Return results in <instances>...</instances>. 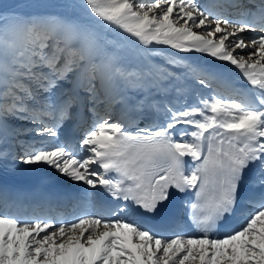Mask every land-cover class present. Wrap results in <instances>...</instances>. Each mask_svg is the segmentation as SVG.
Returning <instances> with one entry per match:
<instances>
[{
  "label": "snow or ice",
  "instance_id": "snow-or-ice-1",
  "mask_svg": "<svg viewBox=\"0 0 264 264\" xmlns=\"http://www.w3.org/2000/svg\"><path fill=\"white\" fill-rule=\"evenodd\" d=\"M19 164L81 188L0 186V264H264V0L0 6V170Z\"/></svg>",
  "mask_w": 264,
  "mask_h": 264
},
{
  "label": "bare ground",
  "instance_id": "bare-ground-1",
  "mask_svg": "<svg viewBox=\"0 0 264 264\" xmlns=\"http://www.w3.org/2000/svg\"><path fill=\"white\" fill-rule=\"evenodd\" d=\"M208 2L214 3L215 0H208ZM167 50L169 51V49ZM190 62L203 63V64H197V65L207 68L210 71L216 73L218 76V79L214 81L213 86L218 88L220 92L226 95H230L231 93V88L229 86L242 89V90H245L244 85L249 86L247 83H245L240 78V74L238 70H235L233 66L228 65L226 62H219V61L214 60L211 57L207 59L206 55L203 58L201 57L197 60H194L190 57ZM27 167L28 166L19 164L17 166V171L9 173L16 183L23 186L25 191H32L34 189L42 187L45 183V179L49 176H58L56 172L51 168L45 167V168H41L36 171H28ZM62 179L67 181L65 178H62ZM2 182L5 183L6 181L2 177H0V183ZM72 185L75 187L73 194L78 193L80 191L81 186L78 184H72ZM181 219L183 221H187L185 216H182ZM146 222L148 223V221ZM187 231L191 234L198 235V233L195 232L194 228L188 227Z\"/></svg>",
  "mask_w": 264,
  "mask_h": 264
},
{
  "label": "rangeland",
  "instance_id": "rangeland-1",
  "mask_svg": "<svg viewBox=\"0 0 264 264\" xmlns=\"http://www.w3.org/2000/svg\"><path fill=\"white\" fill-rule=\"evenodd\" d=\"M13 2H15V0H0V6H7V5H9V4H11V3H13ZM249 35H254V34H252V33H249ZM162 47H165L166 48V46H162ZM169 51H172V50H170L169 49ZM203 54H194V55H192V54H190V57L192 58V59H194V60H197V59H199V58H203L204 56H202ZM207 59H209V57L207 56ZM194 65H197V64H203V63H198V62H196V63H193ZM214 88H216L215 86H213ZM218 89V88H217ZM219 90V89H218ZM236 99H239L240 97H235ZM60 177H62V176H60ZM67 183H70L71 184V186H73L72 184L73 183H71L70 181H68ZM74 187V186H73Z\"/></svg>",
  "mask_w": 264,
  "mask_h": 264
}]
</instances>
